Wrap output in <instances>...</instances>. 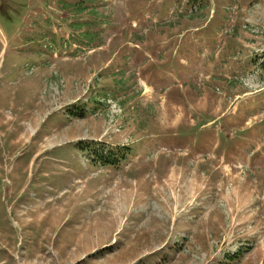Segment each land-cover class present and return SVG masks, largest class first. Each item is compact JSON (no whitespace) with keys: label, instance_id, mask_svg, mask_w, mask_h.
I'll list each match as a JSON object with an SVG mask.
<instances>
[{"label":"rangeland","instance_id":"rangeland-1","mask_svg":"<svg viewBox=\"0 0 264 264\" xmlns=\"http://www.w3.org/2000/svg\"><path fill=\"white\" fill-rule=\"evenodd\" d=\"M237 2L0 0V264H264V0Z\"/></svg>","mask_w":264,"mask_h":264},{"label":"trees","instance_id":"trees-1","mask_svg":"<svg viewBox=\"0 0 264 264\" xmlns=\"http://www.w3.org/2000/svg\"><path fill=\"white\" fill-rule=\"evenodd\" d=\"M80 116H83V113L82 112L80 113ZM97 146H98V144L96 145L97 150L98 149L103 150V147L102 146H100V147H97ZM99 155L103 156V152L101 151L99 153ZM106 162H108V163H115V161H113V160H106Z\"/></svg>","mask_w":264,"mask_h":264},{"label":"crops","instance_id":"crops-1","mask_svg":"<svg viewBox=\"0 0 264 264\" xmlns=\"http://www.w3.org/2000/svg\"><path fill=\"white\" fill-rule=\"evenodd\" d=\"M65 60H63V61H61V62H59L58 63V68L59 67H62V66H66V65H68V64H70V63H74V62H69V61H65ZM68 62V63H67Z\"/></svg>","mask_w":264,"mask_h":264}]
</instances>
